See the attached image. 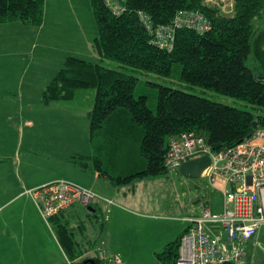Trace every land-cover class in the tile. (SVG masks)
<instances>
[{"label": "crops", "instance_id": "obj_1", "mask_svg": "<svg viewBox=\"0 0 264 264\" xmlns=\"http://www.w3.org/2000/svg\"><path fill=\"white\" fill-rule=\"evenodd\" d=\"M97 34L89 0H45L40 27L20 22L0 24V262L64 264L70 254L53 224L63 220L77 226L80 249H89L86 254L103 252L102 247L91 244L83 221H92L93 216L85 207L70 206L58 219L47 222L33 198L25 193L26 189L58 179L73 181L113 200L112 205L101 200L94 206L109 211L101 232L122 245L132 234H143L140 245L150 258L190 225V217H172L168 211V206L178 205L177 201L169 205L155 202L160 197L153 187L164 175L116 183L117 177L146 167L139 149L140 133L127 113L114 115L104 132L91 136L88 112H75L71 100L43 105L42 93L67 57H98L91 47ZM35 151L43 152L45 158H34ZM77 153L87 157L86 170L72 163ZM95 159L100 161V168ZM50 162L68 170L45 173L43 168ZM213 188L222 193L221 185ZM205 204L212 212L210 203ZM161 210H165V216L160 215ZM164 218L174 223L164 226L160 223ZM214 230L217 233L220 229L215 226ZM60 248L63 260H59ZM245 264H264V228L248 243Z\"/></svg>", "mask_w": 264, "mask_h": 264}, {"label": "trees", "instance_id": "obj_2", "mask_svg": "<svg viewBox=\"0 0 264 264\" xmlns=\"http://www.w3.org/2000/svg\"><path fill=\"white\" fill-rule=\"evenodd\" d=\"M89 1L98 29L92 49L101 60L114 61L120 68L104 65L99 59L92 62L69 56L43 91L42 102L45 106L60 100L73 102L78 90H94V106L88 111L91 136L104 132L114 115L127 113L140 133L139 149L146 167L117 177V184L168 173L165 157L172 135H202L215 150H220L264 128L263 114L169 86H159L158 113L154 114L146 96L135 97L138 78L122 70L128 66L170 76L173 65L178 63L186 83L262 108L264 0H235L231 13L208 0H119L124 8L120 13L106 0ZM180 11L201 12L211 28L202 33L190 27L176 28L171 51L154 45L143 16L147 15L156 27L171 24ZM44 16L45 0H0V24L20 22L40 27ZM86 160H82V170L87 169ZM95 164L100 168L99 160L95 159ZM85 208L88 215L97 216L95 207L94 211ZM58 217H52L51 222ZM53 224L70 258L86 254L89 249H80L79 240H75L77 226L69 222ZM181 236L156 254L162 264H176Z\"/></svg>", "mask_w": 264, "mask_h": 264}, {"label": "built area", "instance_id": "obj_3", "mask_svg": "<svg viewBox=\"0 0 264 264\" xmlns=\"http://www.w3.org/2000/svg\"><path fill=\"white\" fill-rule=\"evenodd\" d=\"M209 1V0H208ZM118 13L124 8L119 0H106ZM224 10V8H223ZM231 13L232 9L226 10ZM152 35L153 44L171 51L175 30L190 27L204 32L211 28L210 21L199 11H180L168 25L154 26L147 15L143 16ZM209 156L211 163L204 170V177L211 186L221 185L224 212L213 214L209 207L199 216L188 218V229L182 234L176 264H245L248 243L264 228V128L252 137L231 147L215 150L202 135L180 133L168 139L165 166L179 170L191 159ZM33 198L43 218L50 222L73 205L94 207L103 200L96 191L73 181L58 179L25 190ZM107 211L105 220L109 218ZM219 227L215 232L214 227ZM64 264H123L119 253H87L78 258L66 257Z\"/></svg>", "mask_w": 264, "mask_h": 264}, {"label": "rangeland", "instance_id": "obj_4", "mask_svg": "<svg viewBox=\"0 0 264 264\" xmlns=\"http://www.w3.org/2000/svg\"><path fill=\"white\" fill-rule=\"evenodd\" d=\"M212 3L218 4L224 8V11H228L229 9H234L235 0H209ZM92 47V44H91ZM96 55V54H95ZM80 58V57H78ZM83 59V58H82ZM96 59H99L96 60ZM92 62H100L104 65L110 66L112 68H120L114 61L110 60H101L99 57L94 59H86ZM122 70L130 75H134L138 78L137 87L135 90V97L138 99L141 96H146L148 101L147 104L149 108L154 112V114L158 113V96H159V86H169L173 88H179L185 91H188L193 94H197L200 96H204L211 100H214L219 103L227 104L230 106H234L240 108L242 110H248L253 112L254 114H263L264 115V107H254L249 103L238 100L236 98H232L229 96H225L222 94H218L217 92L204 89L200 87L192 86L186 83L181 77L182 66L180 64H174L173 70L170 76H160L154 73L146 72L143 70L135 69L126 66V68H122ZM77 98L69 103L73 106V110L78 113H87L94 106V90H78ZM29 152V150H27ZM34 158L44 159L45 156L41 151H35L33 153ZM84 158V159H83ZM87 159L83 154L77 153L72 157V163L79 170L81 169V164L83 161ZM58 160V159H57ZM49 167L46 166L44 171L45 173H57L62 172L64 170H68L62 164H57L56 162H50ZM51 168V170H49ZM77 171V170H76ZM68 172V171H66ZM68 177V175H64ZM165 178L161 179V182L154 185V189H156L157 198L160 197L155 202L161 200L163 203H167L169 205L173 201H177L178 205L168 206V211L170 212L172 217H193L199 216L203 210V204L209 202L211 205V210L213 214L221 215L224 212V198L222 193L213 188L209 182L204 177L199 178H187L183 176L179 170H171L168 173L164 174ZM192 193L195 197H192ZM154 198V197H153ZM200 200L198 204L194 202L196 200ZM105 211V209H104ZM107 211L103 212L101 209L96 210V217H92V221L85 220L82 221L87 227L88 233L90 234V238L92 239L91 244L94 247H102V251L104 254H113L119 253L121 255L122 260H124L125 264H162L157 257H148L145 254V250L142 249V245H140V238L143 234H132L125 240L124 245H122L118 240L112 239L110 235H106L105 232H101L102 226L106 223L105 216ZM161 216H165V210L160 211ZM65 220H63V223ZM164 226L168 224H173L174 221H169L164 218V220L160 221ZM177 224V221H176ZM55 229L57 231L56 225ZM178 228L172 230L173 237L176 236ZM58 232V231H57ZM78 240V236L75 238ZM82 245V244H81ZM64 248V244H63ZM105 248V249H104ZM58 253L59 260H63L64 251ZM65 259V257H64ZM0 264H46L44 262H36V261H8L4 260V262H0Z\"/></svg>", "mask_w": 264, "mask_h": 264}, {"label": "water", "instance_id": "obj_5", "mask_svg": "<svg viewBox=\"0 0 264 264\" xmlns=\"http://www.w3.org/2000/svg\"><path fill=\"white\" fill-rule=\"evenodd\" d=\"M254 126L257 127V122H254ZM211 160L209 156H202L199 158L191 159L184 162L180 168V173L187 178H199L202 176L205 169L209 167ZM192 197L195 195L192 193ZM200 200H196L194 203L198 204ZM90 210H93V207H89Z\"/></svg>", "mask_w": 264, "mask_h": 264}]
</instances>
